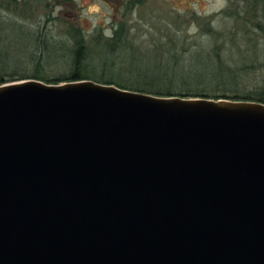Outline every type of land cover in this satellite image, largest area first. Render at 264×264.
Here are the masks:
<instances>
[{
	"label": "water",
	"instance_id": "water-1",
	"mask_svg": "<svg viewBox=\"0 0 264 264\" xmlns=\"http://www.w3.org/2000/svg\"><path fill=\"white\" fill-rule=\"evenodd\" d=\"M0 264H264V102L0 84Z\"/></svg>",
	"mask_w": 264,
	"mask_h": 264
},
{
	"label": "rangeland",
	"instance_id": "rangeland-1",
	"mask_svg": "<svg viewBox=\"0 0 264 264\" xmlns=\"http://www.w3.org/2000/svg\"><path fill=\"white\" fill-rule=\"evenodd\" d=\"M126 1L0 0V76H29L36 66L49 78L67 75L70 49L81 39L79 63L89 79L130 83L138 72L156 73L161 61L177 64V75L182 67L199 71L210 83V75L230 77L235 81L225 83L240 94L264 85V0H138L130 11ZM122 20L128 39L113 48L108 38Z\"/></svg>",
	"mask_w": 264,
	"mask_h": 264
},
{
	"label": "trees",
	"instance_id": "trees-1",
	"mask_svg": "<svg viewBox=\"0 0 264 264\" xmlns=\"http://www.w3.org/2000/svg\"><path fill=\"white\" fill-rule=\"evenodd\" d=\"M15 1V0H14ZM257 1V0H255ZM138 2V0H130L126 2L125 9L130 11L134 3ZM261 7V6H260ZM264 7V5H262ZM258 30L260 29V26L258 27ZM127 24L125 21H119L116 26L113 28V31L108 38L110 40V45H115L117 44L118 46L124 45V42L127 41L128 36L127 33ZM264 37V36H263ZM120 47V46H119ZM74 50L70 49V53L72 52V57L70 59V72L67 75L60 76V77H55V78H49L44 75V71L36 66L29 74V76H25L26 74H22L20 76L16 77H2L0 76V84L9 82V81H14V80H19V79H26V78H33V79H39L45 82H50V83H58L62 81H69V80H79V79H89L90 76L87 71H83V66L79 63V58H82V50L84 49V44L82 43L81 39H78L75 41L73 45ZM69 51V50H68ZM50 51H48L49 53ZM47 53V55H48ZM69 53V52H68ZM63 54V53H62ZM47 55L44 56H39L37 55L35 58L37 59H42L45 58L47 59ZM157 67H155V72L149 74L147 72H138L136 76L138 77L137 81H132V82H124L121 83L119 80L113 79V77L107 75V79H95L99 82H104V83H113L117 86L124 87V88H129L132 90L136 91H141V92H146V93H152L155 95H161V96H180V97H199V98H207V99H227V100H255V101H262L264 102V85H262L259 89L250 91L245 94H240L237 93V89L235 86L230 87L232 85L226 84L225 81H232L233 80L230 77H227L225 79L222 75L221 77H218L217 75H210L213 76L210 80L212 81L211 83L209 82L208 78H205L201 76L199 71H190L192 69H187L188 67H182L183 68V73H179L178 75L175 74L176 66L178 67L177 64L175 65H168L161 63V61H158L155 63ZM222 66V65H221ZM220 68V67H219ZM231 74V72H230ZM104 75V73L102 74ZM151 78L152 81H161V80H168L172 81L173 79H182V83L179 85H174V84H167V85H160L155 82L149 81V78ZM232 77L235 79L238 78V72H232ZM102 78H105L104 76ZM206 80V85L208 87L201 88L199 86V82L202 83L204 82V79ZM234 84V83H233ZM182 85V86H180ZM178 91H175V89L178 87Z\"/></svg>",
	"mask_w": 264,
	"mask_h": 264
},
{
	"label": "flooded vegetation",
	"instance_id": "flooded-vegetation-1",
	"mask_svg": "<svg viewBox=\"0 0 264 264\" xmlns=\"http://www.w3.org/2000/svg\"><path fill=\"white\" fill-rule=\"evenodd\" d=\"M127 1H128V0H127ZM127 1H126V2H127ZM126 2H125V4H124V6L126 5Z\"/></svg>",
	"mask_w": 264,
	"mask_h": 264
}]
</instances>
